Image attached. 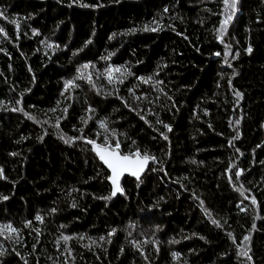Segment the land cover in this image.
Wrapping results in <instances>:
<instances>
[{"label": "trees", "instance_id": "1", "mask_svg": "<svg viewBox=\"0 0 264 264\" xmlns=\"http://www.w3.org/2000/svg\"><path fill=\"white\" fill-rule=\"evenodd\" d=\"M0 264H264V0H0Z\"/></svg>", "mask_w": 264, "mask_h": 264}, {"label": "snow or ice", "instance_id": "2", "mask_svg": "<svg viewBox=\"0 0 264 264\" xmlns=\"http://www.w3.org/2000/svg\"><path fill=\"white\" fill-rule=\"evenodd\" d=\"M225 4H226V6L234 7L235 0H232L231 5H229V0H225ZM228 19H231V17H229ZM226 23H227V20L225 21V24ZM248 51L251 52V48H249ZM117 71H119V69H117ZM237 95H239V93H237ZM87 142L94 144L93 141H87ZM116 147L118 148L119 145L117 144ZM94 149L96 150L97 155L100 157V159L112 171V182L114 185L113 195H115L116 192L121 191V189L119 188V185H118V178L125 171L131 172L133 175H137L138 170L142 169L144 164L150 159L146 155L141 157V154L139 152H136L133 154L136 157V159H133L130 156L120 155L114 151H109L108 148H103V147H101L99 145H95V144H94ZM152 159H154V158H152ZM236 175L238 177L240 175V173H237ZM5 199H6V197H5ZM253 203H255V201H253ZM38 219H39V217H38ZM213 223H216V221H213ZM12 230L15 231L14 229H12ZM64 239L67 240L68 237H64ZM244 239L248 240L249 238L245 237ZM242 255L247 256V251L242 252ZM249 259H250V257H249Z\"/></svg>", "mask_w": 264, "mask_h": 264}, {"label": "water", "instance_id": "3", "mask_svg": "<svg viewBox=\"0 0 264 264\" xmlns=\"http://www.w3.org/2000/svg\"><path fill=\"white\" fill-rule=\"evenodd\" d=\"M104 148V147H103ZM109 151H114L120 155H122L119 151L117 150H113V149H110L108 148ZM131 157V156H130ZM99 158V161L103 164V166L107 169V171L110 173V179H109V182L112 186V189H113V192H114V185H113V182H112V171L111 169H109L107 167V165L100 159V157L98 156ZM133 159H136V157H132ZM152 163V160L149 159L143 166L142 169H139L138 170V174L137 175H133L131 172H128V171H125L119 178H118V185H119V188L121 189V191H118L115 193L114 198L115 197H118L120 195H122L124 193L123 189H122V183H123V180L126 178V177H131L133 179H136L137 181H141L143 179V177L146 175L147 171L149 170V167Z\"/></svg>", "mask_w": 264, "mask_h": 264}]
</instances>
